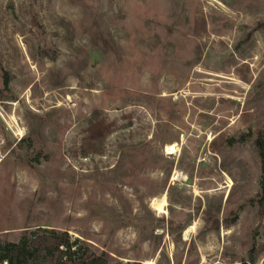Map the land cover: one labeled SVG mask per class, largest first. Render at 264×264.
I'll return each instance as SVG.
<instances>
[{"label": "rangeland", "instance_id": "1", "mask_svg": "<svg viewBox=\"0 0 264 264\" xmlns=\"http://www.w3.org/2000/svg\"><path fill=\"white\" fill-rule=\"evenodd\" d=\"M259 133L264 0H0V243L264 264Z\"/></svg>", "mask_w": 264, "mask_h": 264}, {"label": "trees", "instance_id": "2", "mask_svg": "<svg viewBox=\"0 0 264 264\" xmlns=\"http://www.w3.org/2000/svg\"><path fill=\"white\" fill-rule=\"evenodd\" d=\"M4 88L9 84V79L4 76ZM108 126L98 119L94 120L89 127L91 139L104 138ZM252 137L250 133L242 135L238 141ZM231 142L234 140L231 139ZM255 146L261 163V191L256 199H250L251 204L258 205L259 218L264 217V135L259 133L255 140ZM79 240L71 241L67 232L54 229H40L34 233L24 230L17 242L0 243V264H110L106 252L101 254H84L82 248L77 246ZM255 258L250 255L243 259L240 264H255ZM126 264H139L127 262Z\"/></svg>", "mask_w": 264, "mask_h": 264}, {"label": "bare ground", "instance_id": "3", "mask_svg": "<svg viewBox=\"0 0 264 264\" xmlns=\"http://www.w3.org/2000/svg\"><path fill=\"white\" fill-rule=\"evenodd\" d=\"M177 147H179V144L168 145V146L165 147V150H164V151H165V153L168 154V155H174V154H176V152L178 151V150H177ZM166 204H167V202H166V197H165V195H164L163 198H162V200H161L160 202L154 200V201L152 202V207H153V209H155L156 211H159L160 213H164V214H166V210H165V207H164ZM192 228H193L192 226L188 227V228L185 230V235H187V234L191 231Z\"/></svg>", "mask_w": 264, "mask_h": 264}]
</instances>
